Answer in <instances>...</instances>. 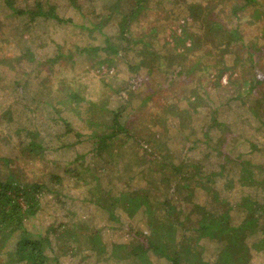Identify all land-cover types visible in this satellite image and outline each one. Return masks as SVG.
<instances>
[{"label": "rangeland", "instance_id": "1", "mask_svg": "<svg viewBox=\"0 0 264 264\" xmlns=\"http://www.w3.org/2000/svg\"><path fill=\"white\" fill-rule=\"evenodd\" d=\"M47 1L70 21L54 19L40 26V22L15 13L0 0V155H21L11 164L0 160V178L11 172L29 180L43 176L48 183L41 195V208L25 220L29 235L44 234L49 224L60 220L65 219L69 225L76 223L75 239L49 233L48 264H137L131 257L120 260L113 256L112 244L130 241L129 225L150 232V222L154 221L156 234L168 240L167 248L173 251L178 247L180 264H264V249L256 245L264 233L257 227L252 232L245 231L242 241L248 246V257L242 261H227L226 241L196 229L203 210L219 215L228 206L230 222L239 225L244 211L236 202H243L246 196L264 203L260 182L264 163V83L256 91H248L250 86L244 83L253 76V68L244 58L247 45L250 40L259 44L264 41L255 5L245 6L244 12L240 10L242 17H235L231 4L219 12L224 23L238 25L244 35L242 40L215 45L209 35L211 39L204 38L197 45L192 42L195 38L188 37L201 34V27L189 17L185 6L194 1L204 4L205 0H148L146 7L140 8L138 23H132L134 40L117 41L127 47L122 53L109 55L100 47L105 45V36L117 32L120 16L118 12L108 16V12L126 10L133 0H79L80 6L72 0ZM15 2L26 9L35 0ZM102 18L107 21L95 27L93 23ZM186 34L185 42H179L177 36ZM95 46L100 47L93 50ZM84 47L92 50L77 52ZM223 48L226 50L221 51ZM27 50L33 58H19ZM70 53H76L75 59L68 57ZM57 55V60L51 61ZM235 62L233 70L219 76V84L214 82L217 71L206 68L207 63L218 69ZM179 70L190 72L179 76ZM135 73L139 75L136 83ZM66 82L76 86L80 95L67 91L63 84ZM116 110L119 121L128 124L134 137L150 140V150L153 146L160 153H172L174 161L184 158L191 170L190 165L196 164L189 189L175 177L176 183L169 188L160 179L162 170H168L169 165H158L156 152H147L145 142L140 144L123 133L111 142L113 147L104 151V157L95 153V138L89 133L110 130L108 125ZM20 128L38 131V140L46 146L43 157L23 156L22 145L29 137ZM18 130L21 133L14 135ZM161 136L167 143L154 141L161 140ZM218 138L228 158L218 152L219 146L215 148ZM242 165L252 169L254 180L240 179ZM52 173L59 176L58 181H53ZM97 183L111 189L113 195L121 189L128 190L129 185L151 187L148 201L152 212L140 200L136 208L115 207L119 220L112 221L108 210L93 202ZM165 200L170 205V218L166 217ZM257 214L262 222L263 213ZM173 218L188 228L186 232ZM169 219L174 223L170 235L166 233L169 225H161ZM96 228L107 247L103 253L92 247L88 237L87 232ZM16 239L14 235L0 251V264H9L8 251H12ZM183 247L197 254L186 253ZM150 260L153 264H170V260L157 255L150 254Z\"/></svg>", "mask_w": 264, "mask_h": 264}, {"label": "trees", "instance_id": "2", "mask_svg": "<svg viewBox=\"0 0 264 264\" xmlns=\"http://www.w3.org/2000/svg\"><path fill=\"white\" fill-rule=\"evenodd\" d=\"M3 1L6 6H8L9 9L14 11L15 13L27 14L29 20L40 22V26H46L48 22L54 19L56 20V22L70 21V19L64 18L59 15L56 11V5L50 4L47 0H35L33 6L28 7L26 9L17 6L15 0ZM173 1L177 2V0ZM237 1L242 3L243 5H238ZM259 1L260 2H257V0H231L229 2L228 0H217L215 2V0H205L204 4H201V2L196 1L189 3L185 2V7H187L186 11L188 12L189 17L195 19L199 23L202 32L201 34H198L196 36H194L195 34H193V36L188 38H191V40L195 38V40H193L192 42L197 45H200L202 41L204 42V38L211 39V37L209 36L211 35L212 42H216L214 43L215 45L223 43V46L231 44L236 40H242L244 38V35L239 31L238 25H233L226 22L224 23V20L219 16V12L222 11L227 4L232 5V13L235 15V17H242V14L240 15V13L238 12L240 10H243L241 12H244L245 6L254 4V11L256 13V17H258L259 20L261 19L260 33L262 32L261 36L264 37V2H262L261 0ZM72 2L75 6L81 5L79 0H72ZM147 2L148 0H133V4L126 10H109L108 16L114 14L115 12H118V15L120 16L117 21L118 29L117 32L115 31L116 33H114L113 36H105V45L103 47H99L104 49L109 55L111 53H118L120 51L121 53L124 52L127 46H121V44L117 41H122L123 39L125 41L134 40V36L131 31L132 23H138V16L142 9L146 7ZM44 3L47 4H45L47 8H45ZM219 5L220 7L217 11H215L214 7ZM141 6L142 9L140 10ZM106 21L107 18H102L100 21H97V23H99L98 25L96 22L93 23V25L95 27L101 26ZM184 29L185 27L182 25V27H180L182 33L186 32ZM186 36H188V34H186L185 36L178 35L177 39L179 42L184 43ZM116 38H120V40H117ZM185 46H188L187 43L185 44ZM99 47L95 46L92 48H94L93 50H96ZM86 50L90 51L92 49L85 47L78 48L77 52ZM225 50L226 48H223L221 51ZM26 55L29 56V59L33 58L30 51L21 53V56L19 58H22ZM75 55L76 53H70L68 54V57L75 59ZM218 57H222V55H218ZM218 57L216 60V65L219 61ZM57 58L58 55L51 59V61L57 60ZM244 58L247 62L251 64V67L253 68V76L244 79V83L246 82V84L250 86V89L248 91L255 90L258 85L264 83V41L259 44L256 40H250L249 44L247 45V56H244ZM47 60L48 59L40 60V62L45 63ZM258 60L261 63H258ZM221 63L222 62L220 61V64ZM235 65L236 62L233 65H222L218 67V69H214L211 64L208 65L207 63L206 68L217 71V74H214V82L219 84V76L223 74L222 72H225L226 70H233V67H235ZM189 72V70H179L178 73L179 76H185L186 74L188 75ZM231 72L232 71H230V73ZM230 73H228V75ZM173 74H175V71H173ZM63 78L64 77H61V79ZM133 78L136 83V81H138L139 75L135 73V76ZM229 78L231 79V76ZM63 84L67 86V91L70 89L73 96L80 95V93L74 89V87L76 88V86H73L70 82H66ZM118 114L119 110L113 112L112 123L108 125L110 130L96 129L93 132L91 131V133H89L92 139L95 138L93 140L92 147L95 153H97L99 156H103L104 151H107L108 149L113 147V143L111 142H114L113 140L118 138L119 133H123L126 138H135L137 142H140V144H143L145 142L147 145L145 147L147 149V152H156V155H154V159L158 165H169L168 170H162V174L160 176V179L162 178L164 182L168 183L169 188H172V185L176 183L173 180V177H175L174 179H182L184 185L183 188L186 187V189H189V187L191 186L190 184L188 185V183L194 178V172H196V164L193 163L190 165L193 167V170H191L184 158H179L177 161H174V155H171L172 153H160L159 151H156L155 147L153 146H151L150 150V147L148 146L150 145V140L146 141L140 137H134V135L129 130L130 128L128 124H123L119 121ZM105 126L108 127L107 125ZM20 130L21 132L24 131V135L26 134L29 137L28 141L26 143H23L22 145L23 156H26L29 159H39L41 158V156L43 157L46 146L38 140V131H31L25 128H20ZM21 132H19L18 130L17 133H14V135L20 134ZM76 134L78 136H81L80 132H76ZM229 135L230 133L226 134L225 138H227ZM160 138L161 140L158 139L154 141L167 143V141H165L162 136ZM154 141L152 142V144L154 143ZM217 143L218 145H216L215 148L217 149V146H219L218 152H221L222 155L226 158L227 153L221 146L223 145V143L221 142V138H218ZM166 149L169 150L168 147H166ZM18 157H21V155L18 153L17 155L11 158H9V156L6 157L4 155H0V160L3 159L6 164H11L12 162L15 163ZM237 159L239 161L244 160L240 159L239 157ZM246 165H242L240 176V179L245 182L252 179L254 180V175H256L254 172H252V169ZM261 166L263 171L260 174V182L264 187V163ZM6 176L5 178H0V251L6 245L8 240L13 238L14 235H17V239L12 247V251H8L9 256L7 263L48 264L49 254H47L46 248L51 243L49 233L54 231L56 232L55 236L57 238H61L63 236L68 237L69 239H75L74 232L76 231V223L72 222L69 225L65 222V219L64 221L60 220L61 222L59 221L49 224L47 231L44 234L37 236L29 235V233L24 228L25 220L34 216L41 208V195L44 189H46L48 183L44 181L43 176H36L35 180L26 179V177L19 175V173L14 175L9 172ZM51 177L55 182L59 180V176L55 173H52ZM129 184L130 183H128V185ZM97 185L99 186V188H97V193L93 194V202L103 207L104 209H107L112 221L119 220V218H116V215L114 214L115 207L121 208V206L124 205L128 209H130V207L132 206L133 208H136L141 203L140 200L146 203L145 205L148 208V212H152V204L148 201V197L150 195L149 192L151 188L149 186L138 187L129 185L128 190L121 189L118 191L117 194L113 195V191L111 189H105L98 183ZM177 187L178 186L176 184L175 188ZM212 191H214V196L216 197V191L213 189ZM191 192L192 189L189 190V193ZM236 203L241 204L243 206L242 210L244 211L242 221L239 225H234L230 222L231 216L229 215V212H227L229 211L230 207L228 206L219 215H216V213L210 214L206 210L201 211L199 213L198 225H196V229L198 228L201 232H207L211 236L217 235L218 238H223L226 241L225 245L227 246V254L224 255L227 261L235 259L241 261L247 260L248 246L245 242L242 241V239L247 233L245 232L247 229L251 230L250 232H252L257 227L260 232L264 233V203H261V201L258 200L253 201L246 196L243 198V202L240 201ZM164 204L167 212L166 217L170 218V205L168 204V200H165ZM259 211L263 213L262 222L259 221V215L257 214V212ZM202 212H204V214ZM174 220L178 225L179 222L176 219ZM154 223L157 224V221H154L153 223L150 222V232L144 230L143 228L129 225L127 230L130 234V241H114L111 247L112 255L120 260H129V258L131 257L133 258L132 260L135 261L137 264H153V261L151 262L150 260L151 254L161 256L170 260V264H180L181 255L178 251V247L173 251L168 249V240L156 234L155 231L157 227ZM161 225H169L166 228V233L168 235H170L171 232L174 231V223L171 219H169L167 223ZM179 226L184 232H186V229H188L182 223H180ZM99 231L100 230L96 228L93 229L91 232L87 233L88 237L91 240L92 247L95 248L97 252L103 253L106 251L107 247L102 241L101 236H99ZM256 245L264 249V237H262L256 243ZM183 248L186 253H194L195 251L190 250L189 247ZM195 254H197L196 251ZM199 262L200 261H197L196 264H200Z\"/></svg>", "mask_w": 264, "mask_h": 264}]
</instances>
